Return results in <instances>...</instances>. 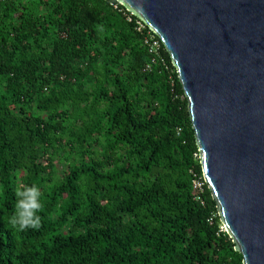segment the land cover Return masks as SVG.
<instances>
[{
	"label": "trees",
	"instance_id": "1",
	"mask_svg": "<svg viewBox=\"0 0 264 264\" xmlns=\"http://www.w3.org/2000/svg\"><path fill=\"white\" fill-rule=\"evenodd\" d=\"M137 19L117 0H0V264H243L193 189L176 68ZM25 184L38 230L8 223Z\"/></svg>",
	"mask_w": 264,
	"mask_h": 264
},
{
	"label": "water",
	"instance_id": "2",
	"mask_svg": "<svg viewBox=\"0 0 264 264\" xmlns=\"http://www.w3.org/2000/svg\"><path fill=\"white\" fill-rule=\"evenodd\" d=\"M117 1L169 53L220 221L264 264V0Z\"/></svg>",
	"mask_w": 264,
	"mask_h": 264
},
{
	"label": "clouds",
	"instance_id": "3",
	"mask_svg": "<svg viewBox=\"0 0 264 264\" xmlns=\"http://www.w3.org/2000/svg\"><path fill=\"white\" fill-rule=\"evenodd\" d=\"M44 209L42 192L36 184L20 185L15 189V206L8 223L17 231L38 230L41 227L40 213Z\"/></svg>",
	"mask_w": 264,
	"mask_h": 264
},
{
	"label": "built area",
	"instance_id": "4",
	"mask_svg": "<svg viewBox=\"0 0 264 264\" xmlns=\"http://www.w3.org/2000/svg\"><path fill=\"white\" fill-rule=\"evenodd\" d=\"M127 19L131 20L129 15L127 16ZM136 30L140 33H143L144 43L147 45L148 52L154 56L152 60H154L155 57L160 58L161 40L157 34L139 18L136 20ZM145 69H150L149 64L146 65ZM194 156L197 157L200 162L199 152L198 154L195 153ZM204 184H207V182L203 176V173L201 176L194 175L192 186L196 192L202 191ZM197 199H199V197H197ZM222 229L225 230L223 226Z\"/></svg>",
	"mask_w": 264,
	"mask_h": 264
}]
</instances>
